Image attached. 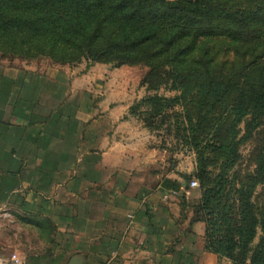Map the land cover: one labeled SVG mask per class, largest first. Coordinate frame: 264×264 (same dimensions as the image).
I'll list each match as a JSON object with an SVG mask.
<instances>
[{
    "label": "crops",
    "instance_id": "crops-1",
    "mask_svg": "<svg viewBox=\"0 0 264 264\" xmlns=\"http://www.w3.org/2000/svg\"><path fill=\"white\" fill-rule=\"evenodd\" d=\"M109 68L0 66V264H232L146 176L129 103L95 96Z\"/></svg>",
    "mask_w": 264,
    "mask_h": 264
},
{
    "label": "rangeland",
    "instance_id": "rangeland-1",
    "mask_svg": "<svg viewBox=\"0 0 264 264\" xmlns=\"http://www.w3.org/2000/svg\"><path fill=\"white\" fill-rule=\"evenodd\" d=\"M220 1L233 11L264 13V0ZM257 22L247 32L243 46L217 39L211 41L210 71L215 77L225 76L237 82L264 78V18ZM4 53L0 51V66L9 69L70 66L85 72L97 64L111 67L112 77L103 74L95 84V96H102L99 91L110 89L106 84L112 83V90L129 103L127 120L134 128L136 153L147 164L146 176L159 179L164 191L177 192L168 202L177 205L178 225L191 229L199 223L206 228L209 223L212 237L208 242H222L227 248L229 231L242 229L245 237H250L251 217H254L255 237L248 244L246 264H252V260L254 264H264V256L259 257V249L264 245V172L259 175V167L264 164V119L252 131L250 116L238 124L234 146L231 145L233 123L226 120L222 131L224 135L228 132L225 140L228 146L226 151L221 150L216 139V121L222 119L226 105L213 108L214 105L207 102L201 109L194 86L171 90L166 75H161L160 84L151 83L148 80L150 68L144 64L119 66L116 62L96 63L86 58L67 62L59 53L56 58L40 53ZM228 103L232 104L231 100ZM192 181L197 182V186L192 187ZM207 201L211 203L208 207ZM22 235L24 242L30 236L26 230ZM236 241H240L239 238ZM243 243L245 240L240 245ZM30 252L41 256L47 250ZM235 255L241 262V250Z\"/></svg>",
    "mask_w": 264,
    "mask_h": 264
},
{
    "label": "trees",
    "instance_id": "trees-1",
    "mask_svg": "<svg viewBox=\"0 0 264 264\" xmlns=\"http://www.w3.org/2000/svg\"><path fill=\"white\" fill-rule=\"evenodd\" d=\"M259 18L264 13L233 11L220 0H0V51L51 58L59 53L67 62L86 58L119 66L147 65L151 83L160 84L161 75H166L171 90L196 87L201 109L207 102L213 108L226 105L215 132L219 149L226 151L228 132L222 131L226 120L233 123L234 146L238 124L250 116L252 131L264 119V78L237 82L215 77L209 45L213 39L245 44L247 32ZM210 204L206 202L207 207ZM251 218L250 237L242 229L229 231L227 248L222 242H208L212 226L207 223L205 249L232 264H246L257 223ZM240 250L241 262L235 255ZM263 256L261 245L259 257Z\"/></svg>",
    "mask_w": 264,
    "mask_h": 264
},
{
    "label": "built area",
    "instance_id": "built-area-1",
    "mask_svg": "<svg viewBox=\"0 0 264 264\" xmlns=\"http://www.w3.org/2000/svg\"><path fill=\"white\" fill-rule=\"evenodd\" d=\"M191 186H192V187L197 186V182L192 181V182H191ZM169 194L175 196V195L177 194V192H176V191H172V192H170ZM14 264H19V261H15Z\"/></svg>",
    "mask_w": 264,
    "mask_h": 264
},
{
    "label": "water",
    "instance_id": "water-1",
    "mask_svg": "<svg viewBox=\"0 0 264 264\" xmlns=\"http://www.w3.org/2000/svg\"><path fill=\"white\" fill-rule=\"evenodd\" d=\"M71 264H83V261L79 257H75Z\"/></svg>",
    "mask_w": 264,
    "mask_h": 264
}]
</instances>
